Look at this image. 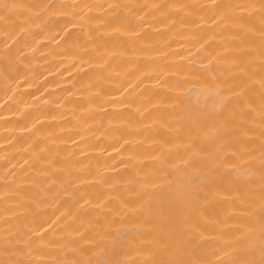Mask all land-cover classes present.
I'll return each instance as SVG.
<instances>
[{"label":"bare ground","instance_id":"bare-ground-1","mask_svg":"<svg viewBox=\"0 0 264 264\" xmlns=\"http://www.w3.org/2000/svg\"><path fill=\"white\" fill-rule=\"evenodd\" d=\"M0 264H264V0H0Z\"/></svg>","mask_w":264,"mask_h":264}]
</instances>
